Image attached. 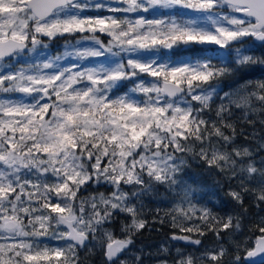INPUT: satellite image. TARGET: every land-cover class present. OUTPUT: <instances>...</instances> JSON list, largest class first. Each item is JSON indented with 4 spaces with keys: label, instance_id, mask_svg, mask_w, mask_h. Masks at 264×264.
Instances as JSON below:
<instances>
[{
    "label": "snow or ice",
    "instance_id": "1",
    "mask_svg": "<svg viewBox=\"0 0 264 264\" xmlns=\"http://www.w3.org/2000/svg\"><path fill=\"white\" fill-rule=\"evenodd\" d=\"M89 8L113 15H82ZM76 33L88 35L66 42L57 55L41 39ZM246 37L264 44V0H0V93L22 94L0 96V264H76V249L113 210L132 217L131 229H143L121 185L140 186L133 197L151 191V181L177 185L185 161L175 154L192 152L190 139L200 143L198 155L209 166L239 180L240 190L230 193L234 200L242 204L241 193L250 191L264 202V162L257 167L247 147L228 151L233 137L201 115L218 94L212 81L231 73L233 63H264L247 54ZM178 45L215 47L184 59L157 51ZM142 74L154 79L145 81ZM125 80L132 81L130 91L112 95ZM259 88L236 100L224 93L216 111L220 124L232 127L227 105L264 109V84ZM213 136L223 145L217 147ZM101 180L113 186L110 196L77 197L85 184ZM178 211L189 220L197 213L191 203ZM209 215L203 209L199 219ZM233 226L240 224L233 225L232 217L208 225L218 237ZM50 230L51 239L66 243L50 247L36 239ZM180 230L204 235L198 225ZM258 231L254 246L246 249L249 260L264 257V224ZM105 235L109 264H126L119 256L131 237ZM172 238L201 244L187 236ZM223 254L222 247L207 252L200 264L218 262ZM178 264L196 261L182 256Z\"/></svg>",
    "mask_w": 264,
    "mask_h": 264
},
{
    "label": "trees",
    "instance_id": "2",
    "mask_svg": "<svg viewBox=\"0 0 264 264\" xmlns=\"http://www.w3.org/2000/svg\"><path fill=\"white\" fill-rule=\"evenodd\" d=\"M227 10V9H226ZM247 45L251 46L247 54L256 58H264V46L253 43L252 38L246 39ZM213 45H178L174 47L170 54L174 58L183 55L199 56L202 49L214 48ZM51 48H53L51 46ZM55 52V50H53ZM179 54H182L180 56ZM211 54V53H208ZM233 71L219 80L212 81L220 92H231L232 99L236 100L242 95H247L253 91H260L259 86L264 84V63H249L245 65L232 64ZM207 87V86H205ZM114 95V93H111ZM227 105V100L224 101ZM253 105H258V101L253 98ZM230 108V115L227 116L228 122L232 127H224L220 124L216 111L219 106H215V101H211V107L201 113L205 119L217 122L225 134L233 137L232 147L243 149L249 148L253 153L264 156V151L260 152L258 141L264 139V109L252 111L248 106L235 104L227 105ZM211 130V129H210ZM213 141H218L217 147L223 145V141L213 136ZM189 145H194L197 150L200 143L194 140L187 141ZM188 159V158H187ZM248 159V158H245ZM254 159H256L254 157ZM189 160V159H188ZM199 162L188 161L187 165L182 166L181 177L188 182L194 197L197 198L196 215L191 220L184 217L177 209L171 206L174 197H180L181 194L172 192L171 189L158 182H151L152 192L140 200L137 208V218L143 220L145 227L140 230L131 229L132 217L127 214L118 213L113 210L111 218L104 223L117 239L131 237L132 244L129 246L139 253V260L128 264H158L166 261L170 264H177L179 255L173 249L176 246L202 250L213 249L220 245L224 249V254L218 262L204 260V264H247L243 260L246 249H251L255 244V238L260 235L258 228L264 224V202H258L251 192H242L243 203L234 200L230 193L234 190H240L239 180L229 178L227 171L221 172L215 167H211L207 162L199 157ZM264 162V158L263 161ZM259 164V162H257ZM259 167L260 165H256ZM129 190V186L121 185ZM255 182L249 185V188L255 187ZM113 191L111 186L106 185H84L77 193L79 199L91 201L93 196L104 193L110 196ZM131 191H129L130 193ZM183 194V193H182ZM55 201V197L53 196ZM88 207V205H86ZM207 209L209 217L206 220H200L201 210ZM90 210V209H89ZM232 217L233 225L239 221L240 227L221 231L219 237L216 232L209 229L208 225H216L218 221L227 220ZM198 225L204 235L197 232H182V226ZM218 226V225H217ZM173 236L191 237L201 240L200 245L188 243L183 239H173ZM195 256V255H194ZM240 260L237 261L236 257ZM120 258H124L120 255ZM196 264L200 261L196 260ZM44 264V262H41ZM76 264H109L103 251H88L76 249ZM258 264H264L258 263Z\"/></svg>",
    "mask_w": 264,
    "mask_h": 264
},
{
    "label": "rangeland",
    "instance_id": "3",
    "mask_svg": "<svg viewBox=\"0 0 264 264\" xmlns=\"http://www.w3.org/2000/svg\"><path fill=\"white\" fill-rule=\"evenodd\" d=\"M84 2H87V3L91 4V3H96L97 0H84ZM101 2L106 3V4L107 3H115L116 0H101ZM162 11H166V10H162ZM175 11H177V12H186L188 10L176 9ZM142 14L145 15V16L149 15L148 13H142ZM82 15H86V16H109V15H113V13L108 12L106 9L97 10L95 8H89L84 13H82ZM120 15H124V14H120ZM128 15L131 17V16H135L137 14H128ZM177 18L179 19V17H177ZM86 35H88V34L87 33H85V34L76 33V34H71V35H67L66 34L64 36H57V37H55L54 39H51V40L48 37H41V39H42V41L44 43H46L48 45L47 51L49 53H51L52 55H57V54H62L66 42L75 43L77 40L82 39V36H86ZM97 36L100 39L104 40V41H107L109 39L107 36H105L103 34H100V33H97ZM247 38H249V37H246L244 39L246 40ZM51 46L53 48H51ZM243 47L245 49H250L251 48V46H248L247 43H245L243 45ZM173 49L168 50V49H162L161 48V49H158L157 51H159L161 56H163L165 54H167V55L170 54ZM53 50H55V52H53ZM179 55L182 56V54H179ZM194 57H196V56L192 57V56L186 54V55H183L180 58L184 59V58H194ZM67 62H68L67 60L64 61V63H67ZM13 63H14V61H13ZM83 63L87 64L88 61L85 60V61H83ZM17 67H19V65H17ZM140 78L144 79L145 81H149V80L154 79L152 77H149V76L143 75V74H142V76ZM132 87H133L132 81H128V80L121 81V82H119V85L117 86V88H114L112 90V93H114V95H116V96L123 95L125 93H128ZM224 93H229V95L232 98L233 94L231 92H224ZM224 93L220 92L218 90V94L213 96L212 101H215V106H219L221 104L222 101H221L220 97L223 96ZM3 95H12V96L19 97L22 94H20V93H10V94L0 93V96H3ZM138 98L142 99L143 97L139 96ZM53 99H54V97H53ZM193 103H195V102H193ZM258 145H260L259 151L263 152L264 151V139L259 140L258 141ZM169 151H171V149H169ZM198 151H199V148L196 150L195 147H193V151L192 152L176 153L175 155L180 157L181 159H183L185 161V163L183 165H187L188 161H192V162H195V163L200 161L199 160ZM253 154L254 155L250 159H252L255 162L256 165H260L261 166V163L263 161L264 156L258 155L257 153H253ZM254 157L256 159H254ZM257 162H259V164H257ZM181 172H182V167H181L180 173H178V181L179 182H178L177 185L169 187L168 184H164V186H166L169 189H171L172 192L177 193V194L178 193L181 194L180 197L172 198L173 199V203H171V206L174 207L177 210L179 208H181V207H184L185 209H187L188 206H189V203H191V205H193V206H197L198 205L197 204V198L194 197L193 192L190 189L188 182L185 181V179L181 177ZM50 179H51V177H50ZM145 179H148V178L145 176ZM151 182H153V181H151ZM91 183H92V185L99 184V185L111 186L112 189H113L112 185H110L107 182H104L103 180H101L99 183H94V182L90 181L87 184H91ZM126 186H129V190L124 189L123 186H121V188H122L123 191H125V192H127L129 194V199H128L127 202L130 203V204H134L136 206V208H138L140 200L144 197L143 195L147 196L150 192H152V190H151L149 192L141 194L139 197H133L131 195V193L133 192V190H138L140 186H138V185H126ZM153 188L154 187L152 185V189ZM129 191H131V192L129 193ZM185 191H187V193H188L186 198H185V195H184ZM94 197L97 200L99 199V195L93 196L92 198H94ZM116 211L118 213H121V214L126 213V212H122V211H119V210H116ZM60 227L63 228V226H60ZM52 231L53 230H50L49 234L47 236L38 237L36 239L44 241L50 247L51 246L63 245V244L66 243L64 240L51 239ZM106 233H111L112 234V231L109 230V228L106 227L103 224V225L100 226L99 230L95 233L94 236L92 234H89L88 239L85 241V244L82 247H80V248L88 251L89 253L94 252V251H103V254H104L105 253V249H106V243H107V237L105 235ZM183 241H184L185 244H187V242L185 240H182V242ZM173 249H175V251L178 253L180 258L182 256L185 257V258L188 257V256H192L194 259L200 261L201 258L204 257L207 252H212V251L219 252L220 249H221V246L217 245L216 247H213V249H210V250L206 249V248H203L202 250H195V249H190V248H185V247L183 248L181 246H176ZM121 255H123L124 258H120V259L124 260L126 262V264H128L130 262L131 263L135 262L137 257H138V255H139V253L135 252L129 246L126 250H124V252H122ZM158 264H170V263H168L166 261H163V262H160ZM177 264H178V262H177Z\"/></svg>",
    "mask_w": 264,
    "mask_h": 264
},
{
    "label": "water",
    "instance_id": "4",
    "mask_svg": "<svg viewBox=\"0 0 264 264\" xmlns=\"http://www.w3.org/2000/svg\"><path fill=\"white\" fill-rule=\"evenodd\" d=\"M252 41L254 44L256 45H261V46H264V44H262L260 41H256L253 37H252ZM64 227V226H63ZM85 244V243H84ZM82 247V246H81ZM105 252H106V249H105ZM122 254V253H121ZM120 254V255H121ZM120 257V256H119ZM104 258L105 260L107 261V258H106V255L104 253ZM243 260L245 263L247 264H252V262L254 261L255 264H258V263H263L264 262V257H261V256H257V257H253L251 258V260H249V258L246 256V254L243 256ZM108 262V261H107ZM109 263V262H108Z\"/></svg>",
    "mask_w": 264,
    "mask_h": 264
}]
</instances>
